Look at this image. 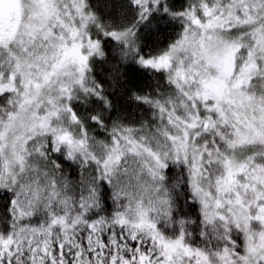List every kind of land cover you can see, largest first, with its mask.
I'll return each mask as SVG.
<instances>
[{"label": "snow or ice", "instance_id": "1", "mask_svg": "<svg viewBox=\"0 0 264 264\" xmlns=\"http://www.w3.org/2000/svg\"><path fill=\"white\" fill-rule=\"evenodd\" d=\"M0 264H264V0H0Z\"/></svg>", "mask_w": 264, "mask_h": 264}]
</instances>
